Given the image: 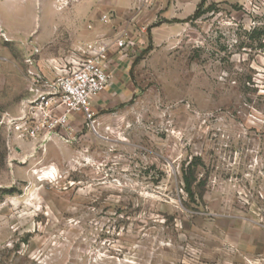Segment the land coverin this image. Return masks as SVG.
<instances>
[{
  "label": "rangeland",
  "instance_id": "obj_1",
  "mask_svg": "<svg viewBox=\"0 0 264 264\" xmlns=\"http://www.w3.org/2000/svg\"><path fill=\"white\" fill-rule=\"evenodd\" d=\"M105 1L0 0V264H264V7ZM119 34L140 39L93 120L45 143L1 123L30 58L54 75Z\"/></svg>",
  "mask_w": 264,
  "mask_h": 264
},
{
  "label": "built area",
  "instance_id": "obj_2",
  "mask_svg": "<svg viewBox=\"0 0 264 264\" xmlns=\"http://www.w3.org/2000/svg\"><path fill=\"white\" fill-rule=\"evenodd\" d=\"M246 11L254 14L264 7V0H245ZM139 35L119 34L112 39L95 36L83 49L52 67L54 75L45 72L39 62L27 63V88L16 115L3 116L9 132L17 139L40 142L62 138L71 128L72 113L82 112L85 120H93L92 97L109 85L113 62L111 55H125L136 48Z\"/></svg>",
  "mask_w": 264,
  "mask_h": 264
},
{
  "label": "crops",
  "instance_id": "obj_3",
  "mask_svg": "<svg viewBox=\"0 0 264 264\" xmlns=\"http://www.w3.org/2000/svg\"><path fill=\"white\" fill-rule=\"evenodd\" d=\"M112 5H113V4H112V1H111V0H106V1H105V8H106L107 10L113 8ZM69 57H70V55L65 56V58L62 59V63L65 62V61H67V60L69 59ZM118 74H119V72L116 73L115 75H118ZM112 76H114V75H112ZM118 78H119V77H115V76L112 77L111 82H110V85H108V86L106 87V89L109 88V87H111V86H114V85L118 84L119 81H120V79H118ZM106 89H105V90H106ZM117 89H119V88H117ZM117 89H115V91H116ZM105 90H104V91H105ZM112 92H114V91H112ZM112 92H110V93H112ZM108 94H109V93H105V92L101 94V97L105 100V102H104L102 105H105V104H106ZM93 103H94V100L92 99V100H91V108H92V110H93L94 108H97L96 106L93 105ZM102 105H101V106H102ZM93 111H94V110H93Z\"/></svg>",
  "mask_w": 264,
  "mask_h": 264
},
{
  "label": "trees",
  "instance_id": "obj_4",
  "mask_svg": "<svg viewBox=\"0 0 264 264\" xmlns=\"http://www.w3.org/2000/svg\"><path fill=\"white\" fill-rule=\"evenodd\" d=\"M264 30L259 31V34H262ZM183 181H184V185H185V190L188 194H190L191 196L193 195V190H192V181L191 179L184 174L183 176Z\"/></svg>",
  "mask_w": 264,
  "mask_h": 264
}]
</instances>
